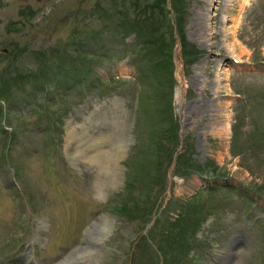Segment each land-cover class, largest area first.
Returning <instances> with one entry per match:
<instances>
[{"label":"rangeland","instance_id":"obj_1","mask_svg":"<svg viewBox=\"0 0 264 264\" xmlns=\"http://www.w3.org/2000/svg\"><path fill=\"white\" fill-rule=\"evenodd\" d=\"M102 215L76 264H264V0H0V264Z\"/></svg>","mask_w":264,"mask_h":264},{"label":"bare ground","instance_id":"obj_2","mask_svg":"<svg viewBox=\"0 0 264 264\" xmlns=\"http://www.w3.org/2000/svg\"><path fill=\"white\" fill-rule=\"evenodd\" d=\"M220 81H221V74L218 75V83H220ZM179 83H180V85L176 89V94H177V98L180 101H182L183 96H184V91L186 88L185 81L182 78V76L179 77ZM77 125H79V124H77L76 122L70 123V125L67 129V135H66V146H67V148L66 149L68 150V154L71 157L78 156V155L80 157L82 156V154H81L82 148L80 146V143L86 144L85 141H86L87 137H89L88 134L86 133V130H85L86 127L83 131H78ZM85 134H87V135L85 136ZM105 138H107V136ZM105 142H108V141L104 140L101 137L95 138V140L93 141V145L88 146L90 148H85V154L84 155H86V157H88L91 162L97 163L99 166H103L104 168H107L108 161L110 159L112 160V163H113V161H115L118 164L120 158H122V156L125 152V144L121 143V145L118 146L117 150L111 154L110 151L108 152V150H107V152H108L107 153L106 150H103V148L105 149V146H104ZM107 230L108 229H106V231ZM105 235H106V232L104 234H102L101 237H104ZM103 239L104 238H99V241H103ZM236 239H237V237L233 238V241L231 243H229L230 250L235 249Z\"/></svg>","mask_w":264,"mask_h":264},{"label":"water","instance_id":"obj_3","mask_svg":"<svg viewBox=\"0 0 264 264\" xmlns=\"http://www.w3.org/2000/svg\"><path fill=\"white\" fill-rule=\"evenodd\" d=\"M179 46H180V43H179ZM104 216L105 215H102L101 217H99L92 224V226L90 228H88V230L86 232L87 237L84 240L85 244L71 250L70 253L67 254V256L63 260H61L60 262H58L56 264H67V263L68 264H76V262L79 263L80 258L78 257V255L81 252L87 251L88 249H90V247L99 246V243H102V242H105L106 240H108L112 236V233H113V225H114V217L113 216L111 217V221H110L111 222L110 232L104 237H101V236L98 237V238H104L103 241H97L96 237H91L94 234V232H96V230L102 225ZM90 238H95V239H90ZM38 239H39V236H38Z\"/></svg>","mask_w":264,"mask_h":264},{"label":"trees","instance_id":"obj_4","mask_svg":"<svg viewBox=\"0 0 264 264\" xmlns=\"http://www.w3.org/2000/svg\"><path fill=\"white\" fill-rule=\"evenodd\" d=\"M184 40H185V39H184ZM184 40H183V41H184ZM184 44H185V41H184Z\"/></svg>","mask_w":264,"mask_h":264}]
</instances>
